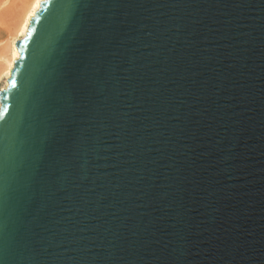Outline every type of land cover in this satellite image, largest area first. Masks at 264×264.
Segmentation results:
<instances>
[{"label":"water","instance_id":"obj_1","mask_svg":"<svg viewBox=\"0 0 264 264\" xmlns=\"http://www.w3.org/2000/svg\"><path fill=\"white\" fill-rule=\"evenodd\" d=\"M66 3L5 88L0 264H264V0Z\"/></svg>","mask_w":264,"mask_h":264},{"label":"bare ground","instance_id":"obj_2","mask_svg":"<svg viewBox=\"0 0 264 264\" xmlns=\"http://www.w3.org/2000/svg\"><path fill=\"white\" fill-rule=\"evenodd\" d=\"M23 1L24 0H22V2ZM22 4V8L20 7L22 11H16L18 12L17 14H19V18L16 21L14 28L12 26L13 29L7 35L2 50L0 51V90L5 89L8 86V78L11 76L15 61L20 56L17 42L26 36L28 32L30 20L33 17L29 14L31 12H37L36 0H25ZM17 8L19 10V7Z\"/></svg>","mask_w":264,"mask_h":264},{"label":"rangeland","instance_id":"obj_3","mask_svg":"<svg viewBox=\"0 0 264 264\" xmlns=\"http://www.w3.org/2000/svg\"><path fill=\"white\" fill-rule=\"evenodd\" d=\"M21 2L22 0H0V51L2 50L7 35L14 28L19 18V14L17 13L21 10L20 7L22 8L23 2ZM17 7H19V10Z\"/></svg>","mask_w":264,"mask_h":264},{"label":"snow or ice","instance_id":"obj_4","mask_svg":"<svg viewBox=\"0 0 264 264\" xmlns=\"http://www.w3.org/2000/svg\"><path fill=\"white\" fill-rule=\"evenodd\" d=\"M47 3H48V0H36L37 11L39 10L42 4H47ZM65 7L68 9L69 13H71V11L76 7L75 0H67ZM29 15L35 16L36 12H31ZM15 86H16L15 80L10 79L7 88L11 89V88H15ZM4 92H5V95L3 97V102H0V118H3L5 114L8 113V111L10 110V105L6 103V101L9 98L7 95V89H5Z\"/></svg>","mask_w":264,"mask_h":264}]
</instances>
